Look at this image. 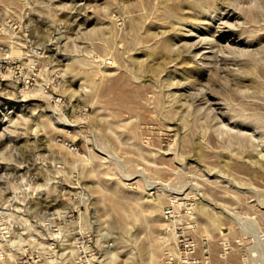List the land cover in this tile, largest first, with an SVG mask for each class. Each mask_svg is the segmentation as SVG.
<instances>
[{"label":"rangeland","instance_id":"obj_1","mask_svg":"<svg viewBox=\"0 0 264 264\" xmlns=\"http://www.w3.org/2000/svg\"><path fill=\"white\" fill-rule=\"evenodd\" d=\"M50 225L264 264V0H0V264H48Z\"/></svg>","mask_w":264,"mask_h":264},{"label":"built area","instance_id":"obj_2","mask_svg":"<svg viewBox=\"0 0 264 264\" xmlns=\"http://www.w3.org/2000/svg\"><path fill=\"white\" fill-rule=\"evenodd\" d=\"M177 213L173 208L166 207L163 210V217L168 223L175 222ZM71 214H63L67 219ZM51 230L58 231L62 236L56 235L51 238L49 255L46 258L48 264H100V250L91 238H85L83 234L76 232L68 233L67 227L50 225ZM173 226V225H172ZM49 227V226H48ZM174 236V247L176 253L167 254L157 264H205L209 257V247L203 242L201 244V255L198 254L197 242L184 233L181 226L172 227ZM228 242L224 237L220 238V254L225 255L228 249ZM255 251L262 254L264 250V233L259 234L254 240ZM70 245L71 249H68ZM262 260V258H260ZM263 261V260H262ZM36 259L31 262L24 259H14L9 264H37ZM139 264H154L149 261H141Z\"/></svg>","mask_w":264,"mask_h":264},{"label":"bare ground","instance_id":"obj_3","mask_svg":"<svg viewBox=\"0 0 264 264\" xmlns=\"http://www.w3.org/2000/svg\"><path fill=\"white\" fill-rule=\"evenodd\" d=\"M226 5V4H225ZM200 14V13H199ZM133 33V32H132ZM132 36V35H131ZM134 36H135V34H134ZM165 40V39H164ZM200 40V39H199ZM168 41V40H167ZM170 42L168 41V42H164V47L165 48H168V44H169ZM149 194V193H148ZM148 196V195H147ZM201 215L203 216H205L206 215V213H205V211L204 210H201ZM95 221V220H94ZM106 234V233H105ZM130 235V234H129ZM128 235V236H129ZM106 236H107V234H106ZM131 236H132V234H131ZM130 236V237H131ZM134 237V239H135V237L136 236H133ZM133 237H131V238H133ZM18 238H19V240H22V234H18ZM137 238V237H136ZM164 240V239H163ZM14 241V240H13ZM135 241V240H134ZM133 244H134V242H133ZM132 244V245H133ZM103 245V244H102ZM131 245V244H130ZM138 245V244H137ZM104 246V248L102 249V252H101V256H100V264H116V262H119V260H122V258H120L119 256H120V252H118L117 250H115V249H112L114 246H115V244H114V242H112L110 245L109 244H106V245H103ZM121 246H123V245H121ZM135 246H136V242H135ZM116 247V246H115ZM126 247H127V245H126ZM134 247V246H133ZM138 247V246H137ZM140 247H144L143 246V244L141 243L140 244ZM124 248V247H123ZM131 248H132V246H131ZM136 248V247H135ZM139 248V247H138ZM169 248V247H168ZM117 249L119 250L120 248H118L117 247ZM130 249V248H129ZM141 249V248H140ZM124 258H123V263L122 264H132V263H134L135 262V260H134V252L133 251H129V250H126V248H124ZM159 250V249H158ZM157 250V251H158ZM121 251V250H120ZM139 251V250H138ZM142 251H144V250H142ZM156 251V252H157ZM122 252V251H121ZM169 252V251H168ZM140 253V252H139ZM138 253V254H139ZM153 253L155 254V252L153 251ZM142 254V253H141ZM140 254V255H141ZM166 254V253H165ZM143 255V254H142ZM141 258V257H140ZM140 263V262H139ZM138 262H136V263H134V264H139Z\"/></svg>","mask_w":264,"mask_h":264}]
</instances>
